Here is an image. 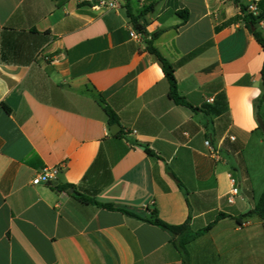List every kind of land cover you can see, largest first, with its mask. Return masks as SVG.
<instances>
[{
	"label": "crops",
	"instance_id": "obj_1",
	"mask_svg": "<svg viewBox=\"0 0 264 264\" xmlns=\"http://www.w3.org/2000/svg\"><path fill=\"white\" fill-rule=\"evenodd\" d=\"M100 1L0 0V264H182L171 236L146 222L155 210L174 226L190 217L194 231L230 216L189 244L191 264H264V220H238L264 193L253 106L264 50L236 20L240 6L130 0L143 35L125 0ZM158 32L154 47L199 111L170 99L147 51ZM45 167L61 169L54 188L32 184ZM232 179L240 192L229 203Z\"/></svg>",
	"mask_w": 264,
	"mask_h": 264
},
{
	"label": "trees",
	"instance_id": "obj_2",
	"mask_svg": "<svg viewBox=\"0 0 264 264\" xmlns=\"http://www.w3.org/2000/svg\"><path fill=\"white\" fill-rule=\"evenodd\" d=\"M233 1L235 4L240 6L241 13H242V15L237 17L236 20H242L243 22L246 23L247 27L251 30V33L253 34L254 38L256 39L257 43L264 50V35L259 30V28L257 27L256 19L251 14H248V5H243L241 0H233ZM125 2H126L127 13H128V15L132 21L134 28L139 33H141L143 35H147L146 22L142 21L141 16L137 17L131 13V7L129 4L130 0H125ZM258 8H259L261 17H264V0H261L258 3ZM180 15L183 17V23L186 22L187 18H188V12H186V16L183 15V12L180 13ZM251 27H254V30H252ZM159 35H160V32L154 34L152 37V40L147 42V51L155 57V59L159 62V64L162 67L165 78L169 84V97H170V99L178 106L186 107L193 112L199 111L198 108L193 107L187 101L186 98H184L180 95L179 90H178V85H177V79L175 76V66L172 65L154 47L153 40L156 39ZM262 79H263L262 93H261L259 98H257L256 100L253 101V106H254L256 115L262 117L264 120V116L262 114V110L264 109V65H263V70H262ZM104 111L108 117V124L110 126L118 123L119 118H118L117 114L109 106L105 105ZM259 130H260V128H259ZM262 135H263V133H262ZM263 137H264V135H263ZM146 152L151 156L155 155V153L148 148L146 149ZM180 188L186 193V191L184 190L182 185H180ZM79 197H80L81 201H83L85 203L93 204L97 207H100L102 209H106L109 211H120V212H122L128 216L141 219V218L137 217L136 215L129 213L127 211L116 209L111 204H101L95 200L88 199L82 195H79ZM253 215H257L262 220H264V193L258 199L255 208L253 210L249 211L248 213H246L245 215H242L240 218H238V220L245 219V218L253 216ZM226 217H230V216H227L225 214H219V216L215 222L211 223L207 227H205L201 230H198V231H194L192 229L191 224H190V217L188 218V220L184 224L174 226V225H170V224H167L164 221H162L158 217V213L156 210L153 212L152 218L150 220H146V222H148V223H150L156 227H159L162 230H164L165 232H167L171 236L172 244L174 245V247L176 248V250L179 252V254L181 256L182 264H191L190 255H189V251H188L189 244L191 242H193L194 240H196L198 237L209 232L219 220L224 219Z\"/></svg>",
	"mask_w": 264,
	"mask_h": 264
},
{
	"label": "built area",
	"instance_id": "obj_3",
	"mask_svg": "<svg viewBox=\"0 0 264 264\" xmlns=\"http://www.w3.org/2000/svg\"><path fill=\"white\" fill-rule=\"evenodd\" d=\"M123 0H113V1H107V0H101L99 2V8L105 9V10H113L119 8V3ZM248 14H251L256 19V24L259 30L264 35V17H261L259 8L257 3L252 2L248 5ZM132 37L138 38L139 35L136 32H132ZM234 139V138H232ZM206 146L211 148L210 141L205 142ZM61 173V169L59 167H45L41 170H39L34 177L32 184L34 186L39 185H46L49 187H56L58 182V177ZM234 185L231 189V192L229 194V203H234L235 197L239 194L240 189L235 184V180L232 179Z\"/></svg>",
	"mask_w": 264,
	"mask_h": 264
},
{
	"label": "water",
	"instance_id": "obj_4",
	"mask_svg": "<svg viewBox=\"0 0 264 264\" xmlns=\"http://www.w3.org/2000/svg\"><path fill=\"white\" fill-rule=\"evenodd\" d=\"M252 30H254V27H251ZM257 123H258V126L261 130V132L263 133L264 135V120L262 117L260 116H257ZM119 128V126L115 125L111 128V132L112 134H115L116 133V130ZM171 177L173 178V180H175L174 176L171 175ZM176 182H178L177 180H175Z\"/></svg>",
	"mask_w": 264,
	"mask_h": 264
},
{
	"label": "rangeland",
	"instance_id": "obj_5",
	"mask_svg": "<svg viewBox=\"0 0 264 264\" xmlns=\"http://www.w3.org/2000/svg\"><path fill=\"white\" fill-rule=\"evenodd\" d=\"M232 167L234 166L235 169L239 170L236 161H233L232 164H230ZM239 172V171H238ZM251 177L253 180H256L259 177V171L254 170L253 173H251Z\"/></svg>",
	"mask_w": 264,
	"mask_h": 264
}]
</instances>
